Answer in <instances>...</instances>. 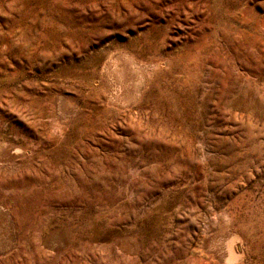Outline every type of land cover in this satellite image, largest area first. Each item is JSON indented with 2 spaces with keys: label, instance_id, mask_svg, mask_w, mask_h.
Masks as SVG:
<instances>
[{
  "label": "rangeland",
  "instance_id": "obj_1",
  "mask_svg": "<svg viewBox=\"0 0 264 264\" xmlns=\"http://www.w3.org/2000/svg\"><path fill=\"white\" fill-rule=\"evenodd\" d=\"M236 235L264 264V0H0V264Z\"/></svg>",
  "mask_w": 264,
  "mask_h": 264
},
{
  "label": "bare ground",
  "instance_id": "obj_2",
  "mask_svg": "<svg viewBox=\"0 0 264 264\" xmlns=\"http://www.w3.org/2000/svg\"><path fill=\"white\" fill-rule=\"evenodd\" d=\"M237 237H232L231 239L229 238L230 240L228 239L226 242L228 246V253L225 257V262L228 264H241L243 259V249L241 248L239 237ZM214 243L215 242H212L210 246L214 245Z\"/></svg>",
  "mask_w": 264,
  "mask_h": 264
}]
</instances>
